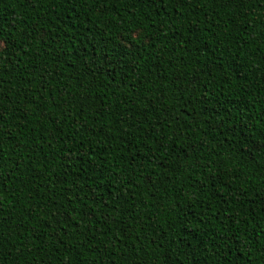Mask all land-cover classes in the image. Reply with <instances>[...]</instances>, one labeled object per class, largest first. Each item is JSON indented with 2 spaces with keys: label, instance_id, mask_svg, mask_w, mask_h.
Returning <instances> with one entry per match:
<instances>
[{
  "label": "trees",
  "instance_id": "1",
  "mask_svg": "<svg viewBox=\"0 0 264 264\" xmlns=\"http://www.w3.org/2000/svg\"><path fill=\"white\" fill-rule=\"evenodd\" d=\"M0 264H264L261 0H0Z\"/></svg>",
  "mask_w": 264,
  "mask_h": 264
},
{
  "label": "snow or ice",
  "instance_id": "2",
  "mask_svg": "<svg viewBox=\"0 0 264 264\" xmlns=\"http://www.w3.org/2000/svg\"><path fill=\"white\" fill-rule=\"evenodd\" d=\"M261 3L264 4V0H261ZM8 47L6 40L0 39V53H2Z\"/></svg>",
  "mask_w": 264,
  "mask_h": 264
}]
</instances>
